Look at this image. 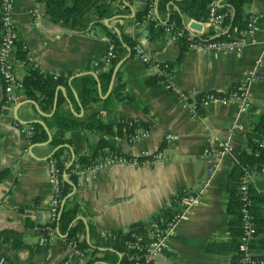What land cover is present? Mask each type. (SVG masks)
<instances>
[{"label": "crops", "instance_id": "1", "mask_svg": "<svg viewBox=\"0 0 264 264\" xmlns=\"http://www.w3.org/2000/svg\"><path fill=\"white\" fill-rule=\"evenodd\" d=\"M213 1L216 6L220 5L221 0ZM106 2H109L110 12L101 20L103 26L119 38L124 35L140 45L151 59L171 61L176 56L177 45L171 32L150 31L149 15L140 21L134 19L135 13L144 8V0ZM170 7L178 11L174 1L168 0L164 10L156 12L154 9L152 16L164 23ZM179 16L183 29L193 36L215 37L226 33L228 38L236 35L234 28L228 31V27L220 25L221 31L215 32L214 26L204 20H194L184 14ZM247 17L259 22L255 42L244 39L239 53L187 47L180 61L172 67L169 65L171 72L166 81L171 90L163 83L146 85L144 81L155 70L130 54L128 47L119 58H123L122 62L112 70L108 85L101 86L97 73L109 66L93 64L103 55L107 45L100 27L89 24L87 30L76 31L61 21H54L44 0H15L17 37L10 60L22 80L26 66L19 58L18 44L31 56L33 67L52 75L53 79L71 74L66 86L56 87L54 103L62 96L63 102L58 107L62 112L81 119L99 112L102 122L128 119L134 122L135 132L145 125L146 136L133 141L123 130L115 134V125L112 134L71 130L66 133L70 143L65 145L60 156L65 164L69 166L77 155L91 154L98 141L106 144L100 149L102 154L111 150L140 160L143 153L160 151L163 156L160 162L149 165L114 162L95 170L83 168L76 173V183H71L67 200L64 198L62 202L68 208L74 205L82 208L76 219L85 224L88 243L91 242L88 223L101 233L125 231L136 222L150 223L153 216L160 215L164 209L167 213L178 210L182 216L175 222L167 246L154 263L231 264L233 250L214 251L208 245L237 243L238 235L233 242L225 231V223L232 217L227 210V191L236 190L239 177L232 170L238 154L245 149V135L251 119L264 110V47L261 44L264 0H247L242 5V20ZM84 74L91 75L95 81L94 100L87 107L81 104L72 84L74 77ZM115 74L122 85V93L129 99L111 97L105 102L116 81ZM247 75H251L247 86L250 105L245 112L231 100L223 104L211 102L191 111L175 98V91L191 95L208 91L224 94ZM14 93L13 99H7L0 77V252H6L9 264H87L101 254L80 256L64 234L55 232L50 242H39L49 231L47 223L53 193L48 167L56 148L49 138L46 142L31 143L29 128L38 121L45 125V118L57 105L43 110L23 89ZM47 134L51 139L49 130ZM218 140L230 144L228 153H218ZM204 148L208 149V154H203ZM67 177L66 174L64 179ZM249 177V186L258 191L262 187L260 173L250 171ZM178 190L182 191L181 197L173 200ZM183 190L197 202L192 204L181 199ZM165 218L160 217L161 223ZM25 222H32V226L26 227ZM252 249L264 254V250L255 246Z\"/></svg>", "mask_w": 264, "mask_h": 264}, {"label": "trees", "instance_id": "2", "mask_svg": "<svg viewBox=\"0 0 264 264\" xmlns=\"http://www.w3.org/2000/svg\"><path fill=\"white\" fill-rule=\"evenodd\" d=\"M46 3L47 11L54 21H61L65 23L71 29L76 31H85L90 26H99L101 32L107 37L113 46L112 57L110 58V65L105 71L97 73L98 81L101 86H107L111 76L115 63L119 60L121 55L125 53V48L128 47L131 54V47L135 44L126 36L121 35V38L117 36L115 32L107 29L102 25L101 20L109 15L110 6L108 0H71L67 3V0H44ZM168 0H144L145 6L142 10L135 13L134 19L140 21L148 17V10L150 7L160 12L164 10V5ZM178 8V11L169 8V17L161 23L155 16L148 17L149 30H154L156 33L162 32L163 27L167 25H173L176 29H181L184 34L187 32L180 24L179 14H184L187 17L205 21L207 17L208 5L212 0H173ZM247 0H221L219 6H215V11L221 15V25L228 27V31L234 28V32L237 33L240 29L245 27L246 18L242 20V5ZM89 15V16H88ZM94 17V18H92ZM259 25V22H256ZM174 29V28H173ZM175 30V29H174ZM196 36H193L195 38ZM199 38V37H196ZM121 39V41H120ZM210 39H227L226 33H220L218 36ZM177 45L176 56L171 61H158L156 62L160 66V73H154L147 77L144 81L148 84H160L165 81V74L171 72V67L180 61L184 51L187 48V40L185 35L175 37ZM19 58L24 61L26 66V75L23 78V91L25 95L37 100L41 104L43 110H50L53 107L56 87L58 85L67 84V78L71 76L68 73L65 77L59 75L58 79H53L52 75L41 72L38 68L33 67L32 64L25 60V50L22 49V45L18 44ZM169 65L171 66L169 68ZM117 73V72H116ZM116 76L109 96L104 100L105 102L111 97L122 100L129 99V97L122 93V85L119 83V78ZM72 84L77 91L81 104L87 107L90 102L94 100L95 93V81L89 74L76 76L72 80ZM202 93L196 95L201 96ZM63 102L62 96L57 97L56 109L47 118H45V125L50 131V144L55 147V151L52 154V160L58 173H66L67 179L62 180L61 185V199H66V196L71 190V183H76V173L74 172L75 166L78 165H92L102 160L104 153H100V149L106 144L103 141H98L94 151L89 155H77L69 166L65 164V159H61L60 156L65 149V145L70 143L66 133L75 130L78 132H84L85 130L112 134V127L115 125V134H119L122 130L128 136L135 133L136 128L134 122H130L128 119L119 118L112 122H102L99 119L98 113L94 112L88 115L85 119L76 118L69 113L62 112L58 107ZM145 131V125L140 127ZM34 131L31 135V143L46 142L49 138L46 130L41 124H33ZM264 110L253 115L250 128L245 135V149L238 154L237 164L233 166V173L239 178L249 174L250 171L258 170L261 163L264 162ZM109 155H123L115 151L109 150ZM124 157H129L124 155ZM238 178V179H239ZM248 198L250 201L249 209L254 217L256 227V238L251 239L249 247H257L258 250H264V184L262 187L255 191L248 185ZM182 191L178 190L173 196V200H177L181 197ZM67 200V199H66ZM65 200V202H66ZM239 202L236 195V190L227 191V210L232 217L225 223V231L230 235L231 240L234 242L237 235H239ZM82 211L79 205H74L71 208L63 206L61 208L59 217L55 221H49L47 223L48 230L58 232L65 235L67 242L74 244L75 248L81 252L83 256L87 254L100 253L98 257L88 260L87 264H99L95 261H104L106 264H132L137 258V254L133 248L128 247V241L131 239V233L140 234L144 229H148L153 224L161 223L160 217L166 216L167 218L172 212L167 213V209L160 212V215H154L150 223L136 222L131 224L127 230L120 231L114 230L110 232L101 233L95 229V227L88 223V237L91 240L90 243L86 241V227L81 220H77L76 216ZM169 215V216H168ZM166 219V218H165ZM150 225V226H149ZM26 227H31L32 222H25ZM48 231V232H49ZM47 236V234H46ZM231 241V242H232ZM13 243V241H12ZM208 247L214 251H221L231 249L234 251V257L231 264L236 263V241L233 245L227 244H212ZM98 248H102L99 251ZM264 256L263 253L258 254ZM0 256H4L8 263L10 259L6 252H0Z\"/></svg>", "mask_w": 264, "mask_h": 264}, {"label": "built area", "instance_id": "3", "mask_svg": "<svg viewBox=\"0 0 264 264\" xmlns=\"http://www.w3.org/2000/svg\"><path fill=\"white\" fill-rule=\"evenodd\" d=\"M215 2L212 0L208 5L206 22L213 25L215 32L221 31V15L215 11ZM14 8L15 0H0V77L3 81L4 92L7 99H13L15 97V91H21L23 89V80L17 75L14 65L10 60V54L15 46L16 41V29L14 22ZM152 7L148 10L149 17L152 16ZM175 30H174V29ZM259 30L256 21L252 17L246 18L245 27L240 29L236 35L228 37L227 39H210L211 35L206 37L193 38V35L189 34L186 30L183 32L181 29H176L172 24L163 27V31H169L173 37H180L185 35L187 40V47L196 48L211 52H233L239 53L244 46V39H249L250 42H255V33ZM107 45L105 52L99 60L93 62L96 67L109 66L110 58L112 57L113 46L108 38L104 37ZM261 44L264 47V38L261 40ZM132 55L144 63L146 66L151 67L155 70V73H160V66L156 60L151 59L140 45H133L131 47ZM25 60L35 66L31 56L25 51ZM168 74V73H167ZM165 74V81L163 85L166 89L171 90L172 87L166 81L168 78ZM251 80V75H247L244 79L239 82L233 89L228 92L216 93V92H205L201 96L191 95L186 91H175L176 100L184 107L189 108L191 111H195L197 107H205L211 102L226 103L227 101L236 102L239 110L245 112L249 105L247 86ZM162 84V83H161ZM34 131L33 127L29 128V133ZM146 131H137L133 134L128 135L130 141L135 140L138 137L146 136ZM167 135V139H169ZM218 153L224 155L231 149L230 144L225 140H218ZM264 145V143H263ZM203 154H208V149H203ZM163 156L160 151L153 153H143L140 160L130 157H124L121 155H109L105 154L101 161L88 166L76 165L74 172L77 173L81 169L95 170L101 165L109 163L119 162L131 165H149L155 162H160ZM262 177V184H264V162L260 164L257 170ZM49 178L52 187V199L49 207V221H55L58 219L61 211V185L62 180L66 176V173H58L51 159L48 167ZM250 183L249 174L242 176L238 179L236 187V195L239 202V235L236 243L235 255L237 264H264V256H259L252 248L249 247L251 239L255 237L256 227L254 217L249 209L250 201L248 198V185ZM183 197L181 199L189 201L190 203H196L197 199L183 190ZM182 216L181 212L174 210L172 214L166 218L162 223H155L148 229H144L140 234L131 233V239L128 241V247L133 248L137 254L136 260L132 264H155L154 260L159 256L164 248L167 246L168 239L173 234V227L175 222ZM53 231H49L47 236H41L39 239L40 244H45L51 241L53 238ZM74 248L75 253L83 256L79 252L74 244H71ZM0 264H9L4 256H0Z\"/></svg>", "mask_w": 264, "mask_h": 264}, {"label": "water", "instance_id": "4", "mask_svg": "<svg viewBox=\"0 0 264 264\" xmlns=\"http://www.w3.org/2000/svg\"><path fill=\"white\" fill-rule=\"evenodd\" d=\"M243 16L245 17V14H243ZM117 35H118V34H117ZM120 41H121V39H120ZM127 50H128V48H127ZM122 60H123V58L119 59V60L116 62V64L114 65L113 71L116 70L117 66L122 62ZM55 105H56V104L54 103V105H53L54 107H53V108H55ZM38 123L41 124L42 126H44V128L46 129V131H47V133H48V130H47V128L45 127L44 123L41 122V121H38ZM49 140H50V137H49ZM61 208H63V202H62V204H61Z\"/></svg>", "mask_w": 264, "mask_h": 264}]
</instances>
